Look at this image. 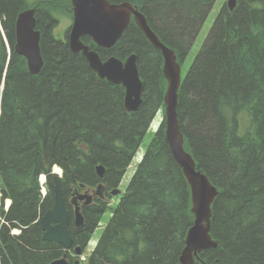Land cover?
Returning a JSON list of instances; mask_svg holds the SVG:
<instances>
[{"label":"trees","instance_id":"1","mask_svg":"<svg viewBox=\"0 0 264 264\" xmlns=\"http://www.w3.org/2000/svg\"><path fill=\"white\" fill-rule=\"evenodd\" d=\"M109 1L130 2L179 61L215 2ZM29 5L47 10L57 4L0 0V264H49L62 255L60 244L42 239L38 222L53 204L54 166L62 171L74 246L83 249L111 211L87 264H179L194 216L164 122L116 205L82 206L84 225L76 229L67 203L81 184H118L155 113L164 111L160 51L133 19L111 50L100 51L122 59L137 55L142 102L128 112L122 85L99 78L81 54L54 38V17L45 12L37 16L43 65L38 74L28 71L14 44L16 15ZM177 118L184 149L218 192L210 230L217 246L198 253L195 264H264V0L220 8L181 81ZM97 165L105 168L102 178Z\"/></svg>","mask_w":264,"mask_h":264},{"label":"water","instance_id":"2","mask_svg":"<svg viewBox=\"0 0 264 264\" xmlns=\"http://www.w3.org/2000/svg\"><path fill=\"white\" fill-rule=\"evenodd\" d=\"M73 6V23L69 35V47L72 52H80L89 67L110 83L121 84L125 88L124 108L136 111L141 103L142 81L137 67V55L131 53L124 61L111 56L102 60L97 51L89 49L82 43V36H90L100 47L110 48L115 45L128 27L131 19L137 24L150 44L161 52L163 57V74L167 80L164 95L165 141L172 158L181 168L189 185L191 194V212L194 216L192 225L185 236V245L179 256V264H195V258L203 250L213 248L216 242L211 237L212 204L217 196V189L205 173L196 168L193 157L184 149L183 134L177 118L178 90L181 85V68L174 51L163 44L150 28L146 18L128 1L110 2L108 0H71ZM226 6L232 10L236 0H227ZM40 31L36 29L34 9L19 12L15 19L14 50L24 57L28 71L38 74L43 65L40 51ZM97 175L102 178L105 168L95 167ZM84 185H81L83 187ZM101 184L96 186V191ZM53 204L39 219L42 239L60 244L64 249L72 247L73 239L68 231L69 215L63 190L57 176L52 179ZM119 189H113L116 195ZM85 200L88 205L91 195L87 193L74 196L68 202L72 207L73 224L80 227L84 224L83 215L77 200ZM81 252L79 247L74 249ZM49 264H69L66 256L51 261ZM72 264H78L74 261Z\"/></svg>","mask_w":264,"mask_h":264},{"label":"rangeland","instance_id":"3","mask_svg":"<svg viewBox=\"0 0 264 264\" xmlns=\"http://www.w3.org/2000/svg\"><path fill=\"white\" fill-rule=\"evenodd\" d=\"M32 1V0H29ZM226 4V0H215L210 12L208 13L206 19L203 22V25L199 31V33L197 34L194 42L192 43V46L188 52V54L186 55L182 65H181V75L184 76L189 68V65L191 64V62L193 61L194 57L197 55L198 51L200 50L205 38L207 37V34L213 24L214 19L216 18L220 8ZM60 17H65L59 20V27L60 28H56L53 30V34L55 37L62 39L64 38V27L65 25L68 24V18L69 16H60ZM68 17V18H67ZM70 20V19H69ZM62 26V28H61ZM154 116H157L154 118L152 124L150 125L148 131L146 132V134L144 135L141 145L137 150L136 156L132 159L130 165L128 166L121 182H120V187L124 192L126 190V187L134 173L135 167L137 165V163L139 162V160L141 159L143 152L145 150L146 145L149 143V141L151 140V138L153 137L154 133L157 130V127L159 126V124L161 123V121L163 120V113H162V109H158L157 112L155 113ZM110 205H115L118 200L116 198L111 199L110 201ZM6 206V201L4 202V209ZM0 208H1V201H0ZM111 214L110 211H106L104 213V215L102 216L100 222H99V227H97L91 234L89 242L87 244L86 247V253L88 254L89 252H91V250L93 249L94 245L96 244L102 230L104 229L105 225L107 224L109 218H110ZM2 219V218H1ZM0 224H1V220H0ZM15 233V232H14Z\"/></svg>","mask_w":264,"mask_h":264},{"label":"flooded vegetation","instance_id":"4","mask_svg":"<svg viewBox=\"0 0 264 264\" xmlns=\"http://www.w3.org/2000/svg\"><path fill=\"white\" fill-rule=\"evenodd\" d=\"M32 1H34V0H32ZM32 1H29V2L32 3ZM58 2H59V4H58ZM56 4L57 5H53L52 7H49L47 10H40L39 7L32 6V5L27 6L25 9H29V8L34 9V15L36 17V29H38V27H37V16L39 14H43L45 12V14L48 17L53 16L54 17V25H53V27L51 29V32H52L53 37L56 38L57 40H60L61 42L65 43V44H67L68 47H69V35H70V29H71V26H72V23H73V6H72V3H71V0H56ZM66 15H68L69 18L67 17L68 18V24L65 25V26H63L64 27V30H63L64 31V38L59 39V38H57V37L54 36L53 30L56 29V28H60L59 27V20L62 19V21H63V18H65V17H60V16H66ZM61 28H62V26H61ZM122 35H121V37H122ZM120 38H119V40H120ZM40 40H41V32H40ZM80 40L82 41V43H84L85 45H87L89 47V49L97 51L98 54H99V56H100V58L102 60H105V59H107L110 56H106V57L105 56H102V54H101L100 51L101 50H104V51L111 50L118 43V41H119L118 40L115 43L114 46H112L110 48H106V47H100V46H98L91 39L90 36H82L80 38ZM69 49H70V47H69ZM78 53L81 54L80 52H77V54ZM185 57H183L180 61L178 60V62L182 64L183 61H184V59H185ZM161 124H162V121H161L160 125ZM102 185L103 186L98 191H94L93 190V187L94 186L93 187H88V189H86L87 190V193H89L91 195V197H92L91 202L89 203V205H93V204L94 205H96V204H105L108 207H110L111 205H110V202L109 201L111 199H113V198H116L117 200H119L121 198V196L123 195V193H124V191L121 188H119L120 187V181H119L118 184H116L114 186L108 185L105 181L102 182ZM113 188H119L121 192L119 194H117V195H113V194H111V190ZM83 191L84 190H82L81 192H83ZM115 196H117V197H115ZM78 203L81 206H88V205H83V201L82 200H79V199H78ZM72 221H73V217H72ZM75 228L78 229V228H81V227H76L75 226ZM73 245L74 244H72V247L69 248V249H64L62 247V252H63L62 255H65L66 256V258H67V260H68L69 263H72V260L76 258V255H74V251H73Z\"/></svg>","mask_w":264,"mask_h":264},{"label":"bare ground","instance_id":"5","mask_svg":"<svg viewBox=\"0 0 264 264\" xmlns=\"http://www.w3.org/2000/svg\"><path fill=\"white\" fill-rule=\"evenodd\" d=\"M135 8V7H134ZM136 9V8H135ZM138 10V9H137ZM139 11V10H138ZM140 12V11H139ZM141 13V12H140ZM145 17V16H144ZM68 29V28H67ZM66 30V29H65ZM186 151V150H185ZM190 154V153H189ZM191 155V154H190ZM195 165H196V163H195ZM41 179H43V176H41ZM214 186V185H213ZM216 188V187H215ZM115 197H117V196H115ZM212 237V236H211ZM213 240V239H212ZM214 241V240H213ZM214 242H216V241H214ZM216 246H217V242H216ZM215 246V247H216ZM214 248V247H213ZM74 255H75V253H74Z\"/></svg>","mask_w":264,"mask_h":264}]
</instances>
